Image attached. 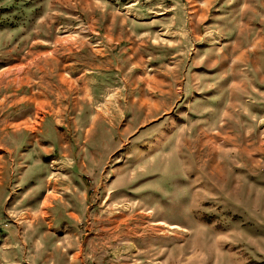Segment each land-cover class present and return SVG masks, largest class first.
Returning a JSON list of instances; mask_svg holds the SVG:
<instances>
[{"label": "rangeland", "instance_id": "374dc122", "mask_svg": "<svg viewBox=\"0 0 264 264\" xmlns=\"http://www.w3.org/2000/svg\"><path fill=\"white\" fill-rule=\"evenodd\" d=\"M0 264H264V0H0Z\"/></svg>", "mask_w": 264, "mask_h": 264}]
</instances>
